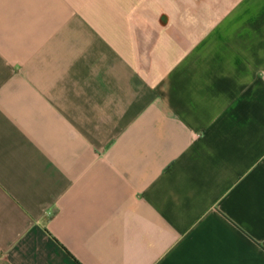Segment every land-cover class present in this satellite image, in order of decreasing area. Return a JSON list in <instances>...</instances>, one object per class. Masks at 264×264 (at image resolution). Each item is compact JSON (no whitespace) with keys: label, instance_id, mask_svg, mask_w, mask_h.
I'll use <instances>...</instances> for the list:
<instances>
[{"label":"crops","instance_id":"crops-1","mask_svg":"<svg viewBox=\"0 0 264 264\" xmlns=\"http://www.w3.org/2000/svg\"><path fill=\"white\" fill-rule=\"evenodd\" d=\"M0 264H264V0H0Z\"/></svg>","mask_w":264,"mask_h":264}]
</instances>
